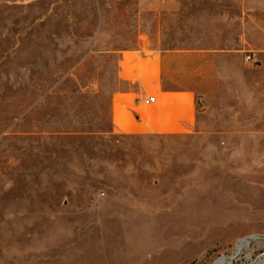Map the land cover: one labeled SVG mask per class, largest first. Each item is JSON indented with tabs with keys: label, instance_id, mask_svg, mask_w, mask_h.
Masks as SVG:
<instances>
[{
	"label": "rangeland",
	"instance_id": "obj_1",
	"mask_svg": "<svg viewBox=\"0 0 264 264\" xmlns=\"http://www.w3.org/2000/svg\"><path fill=\"white\" fill-rule=\"evenodd\" d=\"M243 2L254 135L211 95L214 133L132 137L89 88L113 86L105 51L134 38L141 0H0V264H212L253 235L232 264L264 255V0Z\"/></svg>",
	"mask_w": 264,
	"mask_h": 264
},
{
	"label": "crops",
	"instance_id": "obj_2",
	"mask_svg": "<svg viewBox=\"0 0 264 264\" xmlns=\"http://www.w3.org/2000/svg\"><path fill=\"white\" fill-rule=\"evenodd\" d=\"M144 1L135 15L134 38L123 41V50L105 51L114 62L113 86L97 80L89 88L92 95L107 97L110 133L132 137L214 133L215 123L209 122L218 112L209 105L213 95L221 110L237 113L234 126H246L247 133L254 135L250 128L255 120L240 121L238 115L239 78L253 73L245 61L250 51L241 49L243 0H231L229 7L224 0H201L197 8L191 0H153L147 7ZM193 80H214L213 93ZM247 90L250 103L249 83ZM147 96L155 97V103L135 104L137 98Z\"/></svg>",
	"mask_w": 264,
	"mask_h": 264
},
{
	"label": "bare ground",
	"instance_id": "obj_3",
	"mask_svg": "<svg viewBox=\"0 0 264 264\" xmlns=\"http://www.w3.org/2000/svg\"><path fill=\"white\" fill-rule=\"evenodd\" d=\"M259 240V235H253L251 237L239 239L234 247V250L229 258L222 257L214 261L212 264H232V260L238 255V252L243 248H248L251 241ZM249 264H264V255L257 260L250 262Z\"/></svg>",
	"mask_w": 264,
	"mask_h": 264
},
{
	"label": "built area",
	"instance_id": "obj_4",
	"mask_svg": "<svg viewBox=\"0 0 264 264\" xmlns=\"http://www.w3.org/2000/svg\"><path fill=\"white\" fill-rule=\"evenodd\" d=\"M254 60H255V56L252 53L247 54L246 57H245V61L246 62H252L253 63ZM153 103H155V97H153V96L137 98L135 100V104L143 105V106H149V105H151Z\"/></svg>",
	"mask_w": 264,
	"mask_h": 264
}]
</instances>
